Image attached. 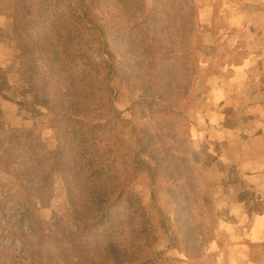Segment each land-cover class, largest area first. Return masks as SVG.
<instances>
[{"label":"trees","instance_id":"16d2710c","mask_svg":"<svg viewBox=\"0 0 264 264\" xmlns=\"http://www.w3.org/2000/svg\"><path fill=\"white\" fill-rule=\"evenodd\" d=\"M10 1L0 41L22 50L2 61L0 103L45 120L52 140L35 130L5 143L0 122V264H168V246L213 264L214 182L187 155L211 125L193 116L220 70L204 28L217 1ZM45 161L60 167L72 230L50 208Z\"/></svg>","mask_w":264,"mask_h":264},{"label":"crops","instance_id":"0c3cea01","mask_svg":"<svg viewBox=\"0 0 264 264\" xmlns=\"http://www.w3.org/2000/svg\"><path fill=\"white\" fill-rule=\"evenodd\" d=\"M0 1L3 2L0 15L5 16L11 1ZM230 10L235 15L241 12L238 8ZM259 33L256 44L260 42L263 46L264 29ZM218 43L222 49L220 40ZM21 50L22 45L16 40L0 41V68L4 59ZM230 50L221 52V56L218 53L213 59L220 57L226 61V68H222L226 83L232 86L241 82L238 84L241 86L238 103L235 107V103L228 100L226 86L218 82L211 85L210 80L216 76L209 78L206 84L209 91L199 93L194 113V116L205 118L209 112L211 125L206 127L207 144L187 156L190 163L203 166L205 173L206 167L218 169V179H210L214 182L211 193L216 200L218 218L216 241L208 247V251L216 255L213 264H264V50L262 47L249 49L251 51L244 47ZM248 70H251L254 81L250 77L246 83L244 79ZM240 71L243 77L236 75ZM0 105V122L4 127L7 117L20 116L23 119L12 104ZM211 129L227 131L226 134L233 139L232 148L225 147L217 152L210 139ZM180 259L186 261L183 256Z\"/></svg>","mask_w":264,"mask_h":264},{"label":"rangeland","instance_id":"374dc122","mask_svg":"<svg viewBox=\"0 0 264 264\" xmlns=\"http://www.w3.org/2000/svg\"><path fill=\"white\" fill-rule=\"evenodd\" d=\"M200 1V0H198ZM218 3V12L217 16L212 22V24L204 26V28L211 27L216 31L217 39L220 40L222 44V50L228 51L230 49L242 48L245 50L251 51L256 50L260 47L264 50V45L261 46L260 42L256 44V38L258 37L259 30L264 29V0H216ZM1 7H3V2L0 1ZM231 8H238L241 12L237 15L232 13ZM89 9H87V13H89ZM253 21L257 22L254 23ZM260 34V33H259ZM254 42V43H252ZM252 43V44H251ZM251 49V50H249ZM224 60H219L218 57L212 60L214 66L220 69L218 71V75H215L213 79H211V85L222 84V86H226L229 89L228 100L231 102L238 103V95L240 94L241 82L234 83L235 85L230 86L223 79V74L225 70L222 69L225 67ZM25 68L24 62H17L15 64L14 69L18 72L23 71ZM239 70V69H237ZM251 70H248L246 73V83L248 80H251L250 77L253 75L250 74ZM237 75L239 77H243L244 75L240 71ZM249 75V76H248ZM213 77V76H212ZM254 78L252 77V80ZM234 88V90H232ZM244 98V97H243ZM36 111H42V108L38 105H34ZM19 115L23 117V119L18 116L7 117L6 118V127L3 133V140L8 143L16 140L19 133H24L25 135H31L35 130H40L42 134V138L45 142L51 143V133L48 130V123L41 119L38 123H33L30 119H27L26 114L23 111H17ZM196 113V112H194ZM143 117V111L139 110L136 113L135 119H139ZM195 116H193L194 118ZM219 118V117H218ZM21 119V120H20ZM233 121V118H231ZM227 124V123H226ZM228 125V124H227ZM231 126V124H230ZM249 126V125H248ZM211 133V142L213 144V148L219 152L220 149L223 148H232L233 139L231 135H227V131H217L214 129L210 130ZM231 139V140H230ZM179 149H182V145H177ZM188 157V156H187ZM190 158V157H189ZM187 162V161H186ZM206 175L211 180H217L219 175L217 174V170L215 167H206ZM42 174L45 178L51 181L52 183V197L49 201L50 208L59 215L61 220L67 225L69 229H73V217L71 213V206L69 203V199L66 196L65 185L62 177V173L59 165L53 163L51 161H45L41 164ZM218 176V177H217ZM35 203L38 202L35 200ZM163 262L168 264H185L184 260L180 259L182 255L174 248L168 246L166 247L162 254ZM168 257V258H167ZM168 260V261H167Z\"/></svg>","mask_w":264,"mask_h":264}]
</instances>
